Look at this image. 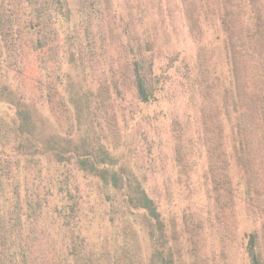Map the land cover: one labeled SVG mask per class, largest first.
<instances>
[{
    "label": "trees",
    "instance_id": "trees-1",
    "mask_svg": "<svg viewBox=\"0 0 264 264\" xmlns=\"http://www.w3.org/2000/svg\"><path fill=\"white\" fill-rule=\"evenodd\" d=\"M155 1L108 38L110 0H0V264H264V0Z\"/></svg>",
    "mask_w": 264,
    "mask_h": 264
},
{
    "label": "rangeland",
    "instance_id": "rangeland-1",
    "mask_svg": "<svg viewBox=\"0 0 264 264\" xmlns=\"http://www.w3.org/2000/svg\"><path fill=\"white\" fill-rule=\"evenodd\" d=\"M147 0H110V4L108 6V12L105 10V14L106 17L109 18L110 22H106L104 24V30L106 33V36L108 38H112L114 37V31L116 32L117 29H114V12L115 9H119L122 12V9L124 8V17L123 18H119L116 21V25L118 26V24H120V22H124L125 23L128 21H130V17L132 18L133 14L138 13V17H141V13L143 12L142 7L137 9V6H144V3ZM176 0H165V2H167V4H174ZM158 0L155 1V4L158 5ZM118 3H121L118 4ZM123 5V6H122ZM131 11L133 14H129L128 12ZM134 17V15H133ZM151 21L153 18H151ZM158 22V20H157ZM124 23V24H125ZM140 25V23L138 24ZM164 35V34H163ZM162 36V35H161ZM181 36V34L179 35ZM112 45V43H111ZM115 50L113 51H108L106 52V54H110V53H115V55L118 57V54L121 53L122 54V49H120L118 47V45H115ZM122 105L126 106L127 110H132L135 109L136 111H140L142 110L143 113H147V114H151V116L153 118L156 117H160L161 119L159 120V123H157V127L158 129L161 130V132L163 133L164 139L166 140L169 136H171L172 132H171V126H170V122H169V118L167 117H163L164 113H168V109L170 107H172V104L169 105L168 102L166 101H161V103L159 102V104L157 105H141L139 106L136 105L137 101L133 100L132 98V93H131V89L128 93H126L125 98H123V100L119 101ZM181 109L184 108V106L182 105L180 107ZM141 113V114H143ZM144 133H147L142 130H140L139 132H137L138 136L133 139L131 136H127V140H129L131 145H135L133 147L132 150V155L134 160L137 161V166H141L143 167V170H146V172H148L147 176V180H155L157 179L159 182H164L166 184L169 185V189H168V195L172 198V199H176L178 196H180L181 191H182V185H180V180H191L192 179V175L190 174H186V175H179L178 172V167L176 165V162L173 161V158L176 156L175 152L173 151V149H168L169 153H167V149H165L166 147L164 146V143L160 144L158 141H154V135L153 133H150L149 135H146V139L143 141V143L140 142L139 137L144 135ZM177 136V134H175ZM191 137V134L188 135L185 139V142L188 141V139ZM171 138V137H169ZM179 138L175 137V142L178 140ZM152 143H155V145H153ZM152 144L153 147H151V149H149L150 145ZM179 144H184V140H181L179 142ZM190 146L192 147V144L190 143ZM163 151V152H162ZM162 152V154H161ZM161 154V157H159ZM188 167L193 168L196 167L197 165H199V162L196 161V158H193L190 154H186V159L184 160ZM151 168H155L156 171H152Z\"/></svg>",
    "mask_w": 264,
    "mask_h": 264
}]
</instances>
